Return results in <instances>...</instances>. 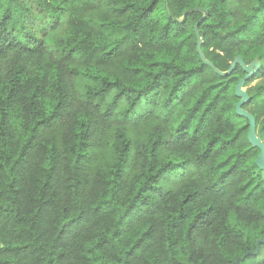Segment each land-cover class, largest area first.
Segmentation results:
<instances>
[{"label": "trees", "instance_id": "obj_1", "mask_svg": "<svg viewBox=\"0 0 264 264\" xmlns=\"http://www.w3.org/2000/svg\"><path fill=\"white\" fill-rule=\"evenodd\" d=\"M246 76L264 0H0V264H264Z\"/></svg>", "mask_w": 264, "mask_h": 264}, {"label": "water", "instance_id": "obj_2", "mask_svg": "<svg viewBox=\"0 0 264 264\" xmlns=\"http://www.w3.org/2000/svg\"><path fill=\"white\" fill-rule=\"evenodd\" d=\"M235 63H240L242 65V67L247 71L249 72V74H251L253 72V70H251L240 58H236ZM248 74V76H249ZM248 76H246L245 78H243L239 83L238 85L236 86V94L239 96V97H244L243 99H241L237 105H236V108H237V111L239 114L241 115H244L246 116L249 120H250V125H251V129H250V133H249V140L252 144L260 147L262 153L261 155L259 156V158L257 159V164L261 167V168H264V143L261 142L260 138H256L255 137V133H256V121L254 119V117L252 115H250L249 113H247L246 111L242 110V105L244 103H246L249 99V95L247 93H244V92H241V87L246 83V80L248 78ZM260 243H263L264 244V240H261L258 242L257 245H259Z\"/></svg>", "mask_w": 264, "mask_h": 264}, {"label": "rangeland", "instance_id": "obj_3", "mask_svg": "<svg viewBox=\"0 0 264 264\" xmlns=\"http://www.w3.org/2000/svg\"><path fill=\"white\" fill-rule=\"evenodd\" d=\"M260 66V61H254L252 64H250V65H248V67L251 69V70H253V71H255L258 67ZM264 80H257V81H255V82H253L251 85H249V86H247L246 85V83L241 87V92H244V93H247L248 94V91L249 90H251L252 88H254L255 86H257V85H259L260 83H262ZM244 97H242V99H243ZM242 108V107H241ZM257 108L255 107V106H251V107H249V108H247V109H243L242 108V110H244V111H246L247 113H249L250 115H252L251 114V112L253 111V110H256ZM253 116V115H252ZM255 137L256 138H260V140H261V142H263V140H262V138H261V136H259V134H258V132H257V126H256V133H255ZM264 143V142H263ZM255 251H257L258 253H259V257L260 258H262V257H264V244H259V245H256V248H255Z\"/></svg>", "mask_w": 264, "mask_h": 264}]
</instances>
